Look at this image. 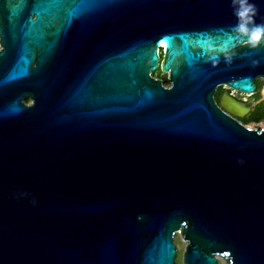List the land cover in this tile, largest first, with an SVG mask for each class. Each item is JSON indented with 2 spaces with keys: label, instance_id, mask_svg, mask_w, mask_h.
Returning a JSON list of instances; mask_svg holds the SVG:
<instances>
[{
  "label": "water",
  "instance_id": "water-1",
  "mask_svg": "<svg viewBox=\"0 0 264 264\" xmlns=\"http://www.w3.org/2000/svg\"><path fill=\"white\" fill-rule=\"evenodd\" d=\"M233 7L0 0V264H177V232L186 264H264V128L215 98L264 82Z\"/></svg>",
  "mask_w": 264,
  "mask_h": 264
},
{
  "label": "rangeland",
  "instance_id": "rangeland-1",
  "mask_svg": "<svg viewBox=\"0 0 264 264\" xmlns=\"http://www.w3.org/2000/svg\"><path fill=\"white\" fill-rule=\"evenodd\" d=\"M154 76L155 78L164 80L166 86L170 85L166 75L160 70H158ZM224 92H228L232 97L243 102L249 108V112L245 113V115L240 118L243 123L258 130L264 128V82H258V91L253 95H244L228 89L227 87H220L217 90L216 97H220ZM174 241L178 249L177 264H186L184 261L186 242L179 232L176 233ZM219 264H227V262L220 259Z\"/></svg>",
  "mask_w": 264,
  "mask_h": 264
},
{
  "label": "clouds",
  "instance_id": "clouds-1",
  "mask_svg": "<svg viewBox=\"0 0 264 264\" xmlns=\"http://www.w3.org/2000/svg\"><path fill=\"white\" fill-rule=\"evenodd\" d=\"M233 14L237 18V23L233 26L232 31L238 38L237 42H243L252 49L258 48L264 44V24L256 23L255 16L258 9L251 0H233ZM209 49H213V45H209ZM222 54L231 62L232 55L228 50L221 49ZM258 61H253V66Z\"/></svg>",
  "mask_w": 264,
  "mask_h": 264
},
{
  "label": "flooded vegetation",
  "instance_id": "flooded-vegetation-1",
  "mask_svg": "<svg viewBox=\"0 0 264 264\" xmlns=\"http://www.w3.org/2000/svg\"><path fill=\"white\" fill-rule=\"evenodd\" d=\"M159 59H160V62L162 61V59H163V53H159ZM166 77H167V75H166ZM168 78V77H167ZM162 80V79H161ZM163 81V83L165 84V81L164 80H162ZM223 94V93H222ZM220 97H221V95H220ZM220 97H215L216 98V101H219V99H220Z\"/></svg>",
  "mask_w": 264,
  "mask_h": 264
},
{
  "label": "bare ground",
  "instance_id": "bare-ground-1",
  "mask_svg": "<svg viewBox=\"0 0 264 264\" xmlns=\"http://www.w3.org/2000/svg\"><path fill=\"white\" fill-rule=\"evenodd\" d=\"M228 264V263H227Z\"/></svg>",
  "mask_w": 264,
  "mask_h": 264
}]
</instances>
